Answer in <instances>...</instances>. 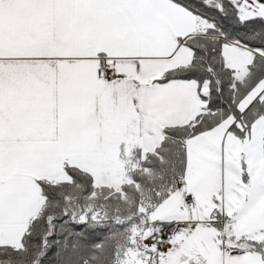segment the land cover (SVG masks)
Here are the masks:
<instances>
[{"label":"snow or ice","instance_id":"1","mask_svg":"<svg viewBox=\"0 0 264 264\" xmlns=\"http://www.w3.org/2000/svg\"><path fill=\"white\" fill-rule=\"evenodd\" d=\"M0 264H264V0H0Z\"/></svg>","mask_w":264,"mask_h":264}]
</instances>
